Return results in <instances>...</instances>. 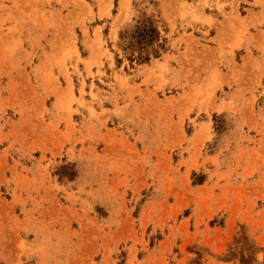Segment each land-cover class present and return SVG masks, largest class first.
Returning a JSON list of instances; mask_svg holds the SVG:
<instances>
[{
	"label": "rangeland",
	"instance_id": "rangeland-1",
	"mask_svg": "<svg viewBox=\"0 0 264 264\" xmlns=\"http://www.w3.org/2000/svg\"><path fill=\"white\" fill-rule=\"evenodd\" d=\"M0 264H264V0H0Z\"/></svg>",
	"mask_w": 264,
	"mask_h": 264
},
{
	"label": "bare ground",
	"instance_id": "bare-ground-1",
	"mask_svg": "<svg viewBox=\"0 0 264 264\" xmlns=\"http://www.w3.org/2000/svg\"><path fill=\"white\" fill-rule=\"evenodd\" d=\"M125 4V3H124ZM122 9V8H121ZM124 9V8H123ZM120 16V15H119ZM115 21V20H114Z\"/></svg>",
	"mask_w": 264,
	"mask_h": 264
}]
</instances>
